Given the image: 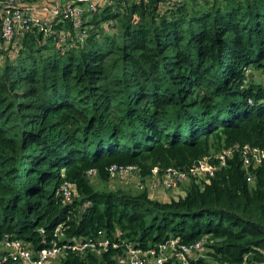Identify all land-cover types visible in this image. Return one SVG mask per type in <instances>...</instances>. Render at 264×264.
Returning a JSON list of instances; mask_svg holds the SVG:
<instances>
[{
    "label": "trees",
    "instance_id": "obj_1",
    "mask_svg": "<svg viewBox=\"0 0 264 264\" xmlns=\"http://www.w3.org/2000/svg\"><path fill=\"white\" fill-rule=\"evenodd\" d=\"M94 1L81 41L70 19L7 44L0 33V243L205 236L211 258L263 264L264 159L244 166L235 150L165 201L106 183L114 163L150 176L235 144L264 152V0ZM61 28L73 39L58 42ZM117 251H68L58 264H117Z\"/></svg>",
    "mask_w": 264,
    "mask_h": 264
},
{
    "label": "built area",
    "instance_id": "obj_2",
    "mask_svg": "<svg viewBox=\"0 0 264 264\" xmlns=\"http://www.w3.org/2000/svg\"><path fill=\"white\" fill-rule=\"evenodd\" d=\"M34 0H2L0 1V33L4 42H10L16 34L25 32L31 26L37 27L43 34L55 32L54 25L60 19H70L75 26V40L81 41L87 35L86 30H79L83 20V14L96 8L94 0L85 1L84 4H73L74 1L67 2L59 10L56 18H49L43 15L26 13L24 5ZM77 1V0H76ZM112 4L116 0H105ZM107 19L105 25L111 23ZM58 42H64L69 37L68 31L61 28L58 31ZM239 150L244 166L249 163L258 164L264 159V152L259 146L248 143L234 145L223 148L210 154L195 163L189 170H182L176 167L166 168L161 175L156 169L150 176H142L139 168L133 164H111L108 168L111 177L127 179L133 176L137 178L139 189L154 190L159 186L173 188L178 184L188 182L190 178L196 181L206 179L215 169L224 164L226 156L233 151ZM210 160H217L212 163ZM96 170L90 168L86 171L87 177H95ZM63 198L70 201L77 194L73 183H63L61 185ZM60 231V226L55 229V233ZM113 237L106 235H86L72 236L70 239L58 244L54 239L46 246L35 248L31 242L24 239L14 238L3 239L0 243V262L15 259L18 264H58L59 259L68 251L82 253L88 250L106 251L110 247L117 248L114 255L117 264H192L199 259H209L212 264H245L240 261H230L226 259L211 258L205 246L206 237L203 236L193 241H183L178 236H169L164 240L155 242L147 247H142L132 240L123 238L118 231H114ZM264 264V263H263Z\"/></svg>",
    "mask_w": 264,
    "mask_h": 264
},
{
    "label": "rangeland",
    "instance_id": "obj_3",
    "mask_svg": "<svg viewBox=\"0 0 264 264\" xmlns=\"http://www.w3.org/2000/svg\"><path fill=\"white\" fill-rule=\"evenodd\" d=\"M89 27V26H87ZM249 75H253L252 70L249 71ZM255 76H257V73H255ZM91 182L101 188L105 183H102L97 177H92ZM187 182L178 184L177 186L173 188H165V187H158L154 190H147L150 197L158 199V200H168L171 197H175L178 195H181L185 192V186ZM107 187L109 188H117L120 187L122 189L129 190L131 192L139 191V187L137 185V178L132 175V177L127 179H122L119 177H111L110 180L106 183ZM1 249V246H0Z\"/></svg>",
    "mask_w": 264,
    "mask_h": 264
},
{
    "label": "crops",
    "instance_id": "obj_4",
    "mask_svg": "<svg viewBox=\"0 0 264 264\" xmlns=\"http://www.w3.org/2000/svg\"><path fill=\"white\" fill-rule=\"evenodd\" d=\"M74 0H34L29 5L25 4L26 13L43 15L49 18H56L55 10L62 8L67 2Z\"/></svg>",
    "mask_w": 264,
    "mask_h": 264
},
{
    "label": "water",
    "instance_id": "obj_5",
    "mask_svg": "<svg viewBox=\"0 0 264 264\" xmlns=\"http://www.w3.org/2000/svg\"><path fill=\"white\" fill-rule=\"evenodd\" d=\"M40 232L42 233V230H40Z\"/></svg>",
    "mask_w": 264,
    "mask_h": 264
}]
</instances>
